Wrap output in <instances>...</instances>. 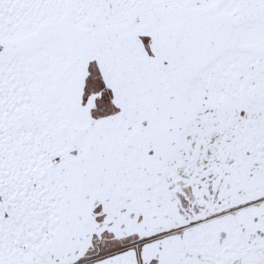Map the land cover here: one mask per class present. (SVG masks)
Instances as JSON below:
<instances>
[{"label":"snow or ice","instance_id":"snow-or-ice-1","mask_svg":"<svg viewBox=\"0 0 264 264\" xmlns=\"http://www.w3.org/2000/svg\"><path fill=\"white\" fill-rule=\"evenodd\" d=\"M0 264H264V0H0Z\"/></svg>","mask_w":264,"mask_h":264}]
</instances>
